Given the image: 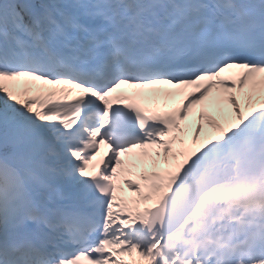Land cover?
<instances>
[{
  "label": "snow or ice",
  "instance_id": "1",
  "mask_svg": "<svg viewBox=\"0 0 264 264\" xmlns=\"http://www.w3.org/2000/svg\"><path fill=\"white\" fill-rule=\"evenodd\" d=\"M0 264H264V0H0Z\"/></svg>",
  "mask_w": 264,
  "mask_h": 264
}]
</instances>
